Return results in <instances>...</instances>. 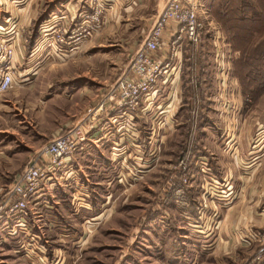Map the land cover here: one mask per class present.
<instances>
[{"label":"rangeland","instance_id":"rangeland-1","mask_svg":"<svg viewBox=\"0 0 264 264\" xmlns=\"http://www.w3.org/2000/svg\"><path fill=\"white\" fill-rule=\"evenodd\" d=\"M108 1L0 0V24L4 20L12 23L9 31L1 33L5 34L3 37L13 34L16 43L21 44L23 60L35 45L34 40L33 47L27 50L35 29L46 24L48 30L46 46L42 48L45 55L50 52L46 59L50 65L42 72L39 84L31 89L32 74L29 80L23 78L25 70L32 65L29 59V64H23L21 68L15 66L19 76L14 87L5 93L7 100L18 102L9 110L15 127L10 131L15 136L22 135L25 139L35 133L47 135L49 138L41 143L42 148L56 133L70 131L61 129L62 125L79 116V105H68L65 113H58L46 105L49 91L53 93L67 84L69 91L85 87L101 97L125 73L153 20H147L149 11L141 9L126 19L123 8L114 7ZM262 2L201 0L203 20H211V24L206 25L198 44L183 40L180 73L177 74L175 69L167 70L156 86L157 99L151 111L152 122L149 121L152 130H156L151 136V145L146 143L150 137L148 123L145 130L143 124L138 125L147 134L143 144L152 147V162L160 155L158 167L148 180L139 179L129 191L118 194L114 217L97 232H86L87 237L90 235L87 247L83 251L70 250L69 264H258L254 262L257 257H261V264H264V239L255 238L258 233L264 234V224L248 223L250 231L245 235L242 228L245 219L240 216V209L245 207H248L247 212L264 214V91L255 101H250L242 95L237 77V62L243 56H252L259 44L264 45V32L255 34L250 44L240 45L234 36H243L244 30L239 26L236 30L231 27L235 20H242V16L251 12L245 6L251 4L252 11H257ZM96 6L102 10L98 26L85 20ZM63 32L65 44L59 45L58 36ZM91 51L98 52L92 54ZM220 55L223 62H219ZM170 63L171 67H178L176 60ZM173 96L177 100L175 113L168 114L163 120L162 111L168 103L169 108L172 107ZM36 152L24 163L12 162L13 167H17L14 174L2 176V193L11 188ZM201 155L205 157L199 158ZM182 157L187 159L185 163L194 174V178L183 185L188 206L185 213L176 204L171 187L178 183L180 172L174 167ZM199 163L210 170L211 173L205 176L207 180H213L211 187L204 183ZM225 168L235 172L236 181L231 185L225 178ZM245 168L256 171L244 175L248 179V195L241 200L237 196L241 190L238 176L244 174ZM247 186L244 185L241 192L245 193ZM206 187L210 190L208 197L204 195L209 191ZM202 201L205 209L198 214L196 207ZM228 204H232L234 213H228L229 208H225L228 210L222 214L223 206ZM191 205H195V216L190 215ZM171 210L179 217L176 213L172 216ZM52 217L38 215L31 203L23 216L29 226L43 225ZM17 218H11L10 223L14 224ZM150 219L153 224L148 228ZM182 220L190 222L192 229L182 224ZM157 226L160 232H154ZM30 239L38 240L31 234L26 243H32ZM213 239L216 241L214 246L211 245ZM241 239L245 245L241 244ZM13 264L20 262L16 260Z\"/></svg>","mask_w":264,"mask_h":264},{"label":"crops","instance_id":"crops-1","mask_svg":"<svg viewBox=\"0 0 264 264\" xmlns=\"http://www.w3.org/2000/svg\"><path fill=\"white\" fill-rule=\"evenodd\" d=\"M166 1L109 0L108 2H111L114 7H122L123 13L127 15L126 19H130L132 13L137 9L149 11L147 20H153L152 25ZM129 15L130 17H128ZM11 26L10 20H4L0 24V38L5 35L1 32L9 31ZM4 27L9 29L4 30ZM47 32L46 24L40 25L35 45L26 55V59L23 60L22 53H17L14 58V65L19 68L23 64H29L28 60L31 59V68L28 67L29 69L25 70L23 75V78L26 77L25 80H29V75L32 74V83H29L31 89L39 84L42 72L50 65L49 62H46V59L50 57V52L45 55L43 53L44 47L42 48L43 45L46 46ZM91 52L94 54L98 51ZM25 61L26 63H24ZM69 89L67 84H63L62 89L53 93L49 91L46 105L58 113H65L68 105H79V112L77 113L79 116L61 127V129L70 130L74 140L77 141V149L67 162L65 169L67 175L63 176V172L54 184L45 186L43 197L33 205L38 215H47L50 218L52 215L54 217L51 221L47 220V223L43 224L44 226H29L26 222L21 225L22 227L17 230L14 236L0 232V239L2 240L0 241V264H13V261L16 260L20 264H69L70 250L80 249L79 251H83L88 244L90 235L87 237L86 232H97L101 226L109 223L114 217L118 194L122 191H129L139 179L147 178L146 180H148L155 168L158 167L160 155L156 158L157 161L152 162V147L143 144V137L145 138L147 134L151 137L156 133V130L152 131L149 124V121L152 122L151 111L155 107L156 93L142 101L136 115L128 117L118 112L107 113L97 110L99 99L97 92L95 94L94 91L85 89V87L76 91L74 88L72 91ZM5 95L0 96V182L3 175L14 174L17 166L14 168L12 162L24 163L28 156L35 153L40 148L41 143L49 138L47 135L40 136L38 133L25 139L22 138V135L15 136L13 131H10L15 127L13 125L14 120L10 118L12 113L9 110L18 102L17 100H7ZM167 105L161 114L163 120L168 114L175 113V108H169V103ZM10 121L12 124L9 123ZM140 123L143 124L144 130L146 123H148L147 134L139 127ZM131 134L137 135V138L134 139ZM150 137L148 138L150 139ZM146 143L149 144L148 141ZM243 154L244 152H242ZM201 157L205 156L201 155L199 158ZM240 170H242L241 166ZM255 171H249L245 168L244 174L238 176L241 190H244V185L247 186L246 181L248 179L244 175H247L248 172L252 174ZM224 172L228 184L231 185L236 181L235 172L232 168H225ZM241 190L237 196L242 200L248 195V186L245 193ZM212 205L214 206V204ZM231 205L223 206L221 213L224 214L228 210L225 208H229L228 213H234ZM247 208L240 209V216L245 219L242 225V228L245 229L243 231L245 235H248L247 233L250 231L248 223L264 224L263 212L261 215L252 211L247 212ZM172 210L171 215H176L177 213H173L174 210ZM190 215H196L195 205L190 206ZM254 215L255 218H250ZM151 217L153 216L151 215ZM177 217H179L178 214ZM156 218L154 217V220ZM151 220L148 221V228L153 224ZM64 221H67V224ZM183 223L192 229V226H189L190 222L186 223L182 220ZM158 228L157 226L154 232H160ZM206 230L207 228H205ZM31 234L38 240L30 239L32 243H26ZM246 239H244L245 243ZM240 242L245 245L242 239ZM215 243L216 241L213 239L211 245L214 246Z\"/></svg>","mask_w":264,"mask_h":264},{"label":"built area","instance_id":"built-area-1","mask_svg":"<svg viewBox=\"0 0 264 264\" xmlns=\"http://www.w3.org/2000/svg\"><path fill=\"white\" fill-rule=\"evenodd\" d=\"M95 8V11L85 16V20H90L91 24L98 26L102 18V10L98 6ZM202 13L201 0H167L125 73L99 97L97 110L107 113L118 112L128 117L136 115L142 101L157 93L156 86L167 70L175 69L177 74L180 73L179 56L183 40L192 44H198L201 41L206 25L211 24V20H203ZM55 28L56 25L50 30L53 31ZM63 33L58 36L59 45L65 44V32ZM53 38H51L52 41ZM16 42L13 34L0 38V96L14 87L15 79L19 76L14 65V58L17 53L21 54V44ZM174 60L178 62V67H171L170 61ZM219 62H223L222 55ZM170 104L172 108L177 105L174 96ZM132 137L135 139L137 135ZM150 140L151 137L149 144H151ZM76 149L77 141L74 140L70 131L56 133L47 145L36 152L15 178L11 188L4 193L0 190V232H6L8 236L16 234L21 225L26 223L23 216L29 204L33 206L37 203L44 195V187L54 184L61 173L64 172L63 176L67 175L65 172L67 162ZM183 158L174 167L180 172L178 183L171 187L176 204L185 213L188 206L183 185L189 183L194 178V174L186 165L187 159ZM203 165L200 164L199 172L204 175V183H208L211 187L213 180H207L205 176L206 173L211 172ZM206 188L209 190L208 187ZM209 193L210 190L204 195L208 197ZM204 205V201L198 204L196 207L198 214L205 209ZM13 217H18L14 224L10 223ZM195 224L197 225V222ZM198 228L199 226H196V229ZM255 238L263 241L264 234L258 233ZM254 262L261 264V257H257Z\"/></svg>","mask_w":264,"mask_h":264},{"label":"trees","instance_id":"trees-1","mask_svg":"<svg viewBox=\"0 0 264 264\" xmlns=\"http://www.w3.org/2000/svg\"><path fill=\"white\" fill-rule=\"evenodd\" d=\"M259 7L260 9L255 11L250 8L253 6L248 4L244 8L251 12H248L245 17L242 16V20H235V25L231 26L234 30L237 26L244 30V34L234 36L237 43L240 45H248L251 43L252 38L255 34L262 35L264 32V0ZM243 6V5H242ZM260 17V19H258ZM254 19V20H251ZM247 36V37H246ZM38 37V30L35 29L33 38L29 43H27V50H30L34 45L35 38ZM250 40L248 41V39ZM243 41V43H242ZM233 51V50H232ZM244 53V50H239ZM252 56L241 58L238 61V73L242 95L245 96L250 101H255L256 98L264 91V45L259 44L254 48ZM235 76V75H234ZM236 77V76H235Z\"/></svg>","mask_w":264,"mask_h":264}]
</instances>
